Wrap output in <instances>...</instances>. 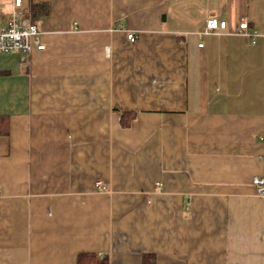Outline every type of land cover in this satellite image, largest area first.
<instances>
[{"label": "crops", "instance_id": "obj_1", "mask_svg": "<svg viewBox=\"0 0 264 264\" xmlns=\"http://www.w3.org/2000/svg\"><path fill=\"white\" fill-rule=\"evenodd\" d=\"M23 2L45 51L0 56V264H264V0Z\"/></svg>", "mask_w": 264, "mask_h": 264}, {"label": "built area", "instance_id": "obj_2", "mask_svg": "<svg viewBox=\"0 0 264 264\" xmlns=\"http://www.w3.org/2000/svg\"><path fill=\"white\" fill-rule=\"evenodd\" d=\"M24 7L23 0H16L7 27L0 28V56L16 54L21 55L22 60L26 61L35 52L45 51V45L41 40V31L37 25L23 16ZM219 30H227V24L221 23L220 25L216 19H210L205 34L210 35ZM237 34L244 36L253 43L257 38V33L250 31L249 24L246 21L239 24ZM128 41L133 44L136 43L137 37L135 34L129 33ZM200 48H203V45H200ZM253 185L257 195L264 199V178L256 177L253 180ZM97 188L99 192L108 193V186L102 183H99Z\"/></svg>", "mask_w": 264, "mask_h": 264}, {"label": "trees", "instance_id": "obj_3", "mask_svg": "<svg viewBox=\"0 0 264 264\" xmlns=\"http://www.w3.org/2000/svg\"><path fill=\"white\" fill-rule=\"evenodd\" d=\"M48 9H49L48 5H34L33 6V13L35 14V16L36 15L45 16V15H48V13H49ZM33 23L37 24L35 19L33 20ZM134 119H135L134 113H130V112L122 113V116H121L122 127L126 128V129L129 128L131 126L132 122L134 121ZM82 258H84V257L79 258V261H82Z\"/></svg>", "mask_w": 264, "mask_h": 264}]
</instances>
